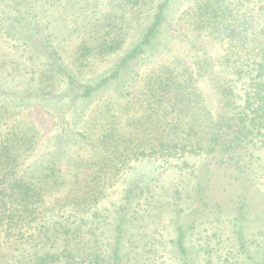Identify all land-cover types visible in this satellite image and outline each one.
<instances>
[{
  "label": "rangeland",
  "instance_id": "1",
  "mask_svg": "<svg viewBox=\"0 0 264 264\" xmlns=\"http://www.w3.org/2000/svg\"><path fill=\"white\" fill-rule=\"evenodd\" d=\"M23 1L21 23L0 28V149L18 156L13 178L56 185L0 204V264H107L115 249L126 264H264V147L214 143L231 133L219 59L235 43L201 18L221 0H167L124 63L165 0ZM45 7L48 28H29Z\"/></svg>",
  "mask_w": 264,
  "mask_h": 264
},
{
  "label": "trees",
  "instance_id": "2",
  "mask_svg": "<svg viewBox=\"0 0 264 264\" xmlns=\"http://www.w3.org/2000/svg\"><path fill=\"white\" fill-rule=\"evenodd\" d=\"M35 1H41L44 5L46 4V0ZM166 2L167 0L158 5L159 10L155 13V19L145 32L143 40L123 57L122 63L128 59L137 57L142 52L141 45L149 41L150 36L154 32V27L161 21L163 17L162 6ZM13 3L7 1L3 3L7 10L2 9V5L0 4V28H6L8 33L10 30L7 28H16V25L21 23L23 13L21 12L20 5L26 7V3L23 0H16ZM218 4L221 12L220 17L217 15L219 10H216L214 11L215 16H213L216 21L212 20L211 16L210 18L203 16L201 21L203 24L214 23L217 25L221 22V26L228 29V32H223L221 28L209 25V28L206 30L207 33H215L216 29L213 28L219 29L218 35L221 38L228 37L230 41L233 40L235 48L232 52L234 56L232 60L226 56H222L219 59L221 64L219 72L222 74L221 92L228 99L227 103L231 105L230 114H232L226 116L227 118L225 117V121L219 125V128H230L231 133H221L220 140H215L217 142L214 143L235 148L237 146L235 144H238V141L242 139V135L253 145L261 142L260 144L264 147V0H221ZM27 7L33 8V5ZM14 10L15 14H12ZM203 10L211 14L212 7L208 1L203 5ZM46 11L47 7L30 13V18L27 21L29 28L32 26L34 28H48L50 21L44 14ZM227 15L237 19L233 26L227 24ZM33 17H36L37 20H34ZM204 61L207 63L206 58ZM49 66L51 65L48 64V67L41 68L40 77H37L38 88L34 89L39 94L43 91L41 89L45 86V80H51L53 76V67L50 69ZM49 71L50 73L47 74ZM94 88H90L86 92L88 93ZM30 138H33V134L29 135L28 139ZM9 144V146L14 145V151L18 150V148L20 152L28 149L26 142L14 144L13 141H10ZM8 149L7 145H3V148L0 149V171H3L1 181L5 182L4 187L0 189V204L4 206L7 202H11L25 206L28 202H41L45 195L53 190V185H56L55 180H50V184L45 183L46 189L34 190L30 188V183H27L24 179L13 178L18 166V156L16 153L9 154ZM209 149L211 148L209 147ZM55 162L48 161L52 170L55 169V164L57 163ZM12 178L13 180L11 181ZM2 215H5L4 212H2ZM116 250L112 257L109 255L104 256L102 259H107L105 260L107 264H126L117 259ZM60 258L61 255L59 254L47 253L44 257L39 258V264L57 261ZM63 258L66 260L73 259V256L68 257L63 255Z\"/></svg>",
  "mask_w": 264,
  "mask_h": 264
}]
</instances>
